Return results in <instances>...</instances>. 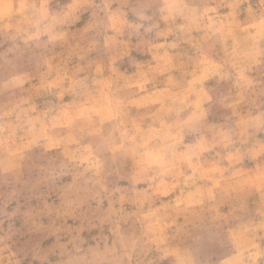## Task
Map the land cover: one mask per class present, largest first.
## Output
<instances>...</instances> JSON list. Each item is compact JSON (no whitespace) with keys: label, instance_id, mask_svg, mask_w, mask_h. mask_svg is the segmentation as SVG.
<instances>
[{"label":"rangeland","instance_id":"1","mask_svg":"<svg viewBox=\"0 0 264 264\" xmlns=\"http://www.w3.org/2000/svg\"><path fill=\"white\" fill-rule=\"evenodd\" d=\"M0 264H264V0H0Z\"/></svg>","mask_w":264,"mask_h":264}]
</instances>
